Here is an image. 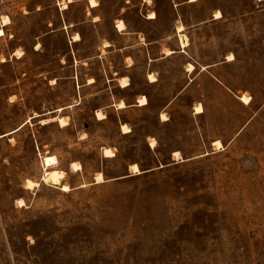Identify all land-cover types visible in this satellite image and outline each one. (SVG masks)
Returning a JSON list of instances; mask_svg holds the SVG:
<instances>
[{"label":"rangeland","instance_id":"374dc122","mask_svg":"<svg viewBox=\"0 0 264 264\" xmlns=\"http://www.w3.org/2000/svg\"><path fill=\"white\" fill-rule=\"evenodd\" d=\"M96 1L0 0V264H264V0L184 9V90L179 57L112 87L123 0Z\"/></svg>","mask_w":264,"mask_h":264},{"label":"crops","instance_id":"0c3cea01","mask_svg":"<svg viewBox=\"0 0 264 264\" xmlns=\"http://www.w3.org/2000/svg\"><path fill=\"white\" fill-rule=\"evenodd\" d=\"M87 1V11L96 10L99 6L98 4L92 7L89 4V0ZM195 1L197 0H123V3L118 5L117 11L112 15V29L116 37L108 38L107 44L102 45L104 51L108 53L113 54L114 51L121 53V67H118L115 72L112 87H129L131 85L128 81L130 75L123 72L124 68H127L128 72V69L138 68L140 63L145 68L147 83L152 85L159 81L158 62L173 57L185 60L183 90L193 84L196 78V65L192 61L191 45L186 43L185 46H182L180 34L186 36L189 41L192 27H184L186 26V21L183 12L184 9L191 8V4ZM94 16L95 18L92 21H98V13ZM119 22L124 23L122 29L117 27ZM179 25L183 26L181 30H178ZM167 51H170V53H167ZM189 63L194 65L192 70L187 67ZM149 75H152L154 80H151ZM122 78L127 81V84H120V79ZM141 96L145 95L141 94L139 97ZM139 97H136L132 104L138 106L147 105L148 102L140 105L138 103ZM119 101H123L125 105L128 103L124 97H118L112 105L122 108L118 106Z\"/></svg>","mask_w":264,"mask_h":264},{"label":"bare ground","instance_id":"6f19581e","mask_svg":"<svg viewBox=\"0 0 264 264\" xmlns=\"http://www.w3.org/2000/svg\"><path fill=\"white\" fill-rule=\"evenodd\" d=\"M190 1H194V0H190ZM89 4L90 6L92 7H95L98 5L97 1L96 0H89ZM64 7L67 6V3H64L63 4ZM217 16H220V12H218ZM3 23L6 24L7 21H8V17L7 16H4L3 17ZM117 27L119 29H122L124 27V23L123 22H119L117 23ZM183 26L179 25L178 26V30H181ZM3 34V29L0 28V35ZM80 39V36L78 34H75L74 37H73V41H77ZM180 39H181V43L183 46L186 45V42H185V39H186V36H184L183 34H180ZM107 44V43H106ZM167 53H170V51H167ZM232 57V56H230ZM194 67L192 64H189V70H192ZM151 80H154L153 77H151V75L149 76ZM90 81H93L92 79ZM120 84L121 85H125L127 84V81L122 78L120 79ZM241 99L243 101H246L248 99V97L246 96H242ZM138 103L140 105H143V104H146L147 103V99L145 96H141L139 99H138ZM125 104L123 101H119L118 103V106L119 107H123ZM195 112L196 113H200V112H203V107L201 105H197L196 108H195ZM97 115H98V118H103L104 115L100 112H97ZM59 121H60V124H65V120L63 118H59ZM122 129L123 131H129V128L125 125H122ZM216 143L219 145L220 142L216 141ZM151 146L154 145V142L151 141L150 143ZM105 156H112L113 155V152L111 149L109 148H104L103 150ZM43 163L46 167L48 166H53L55 163H56V159L55 157L53 156H46L44 157V160H43ZM72 167L73 169L77 170L80 168V165H78L77 163H72ZM131 169L133 172H139L140 170L138 169L137 165L136 164H131ZM99 178V176H98ZM42 179L46 182V183H50V184H54V185H59L63 190H66L68 189V185L67 184H64L63 183V180L65 179V173L61 170H58V169H51V170H45L43 175H42ZM35 184H37V182L31 180V179H27L26 180V187L27 188H31L33 187Z\"/></svg>","mask_w":264,"mask_h":264}]
</instances>
